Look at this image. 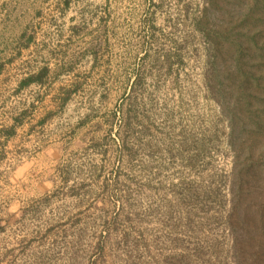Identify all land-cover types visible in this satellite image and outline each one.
<instances>
[{
	"label": "rangeland",
	"instance_id": "rangeland-1",
	"mask_svg": "<svg viewBox=\"0 0 264 264\" xmlns=\"http://www.w3.org/2000/svg\"><path fill=\"white\" fill-rule=\"evenodd\" d=\"M69 3L50 37L78 53L102 45L77 64L79 76L62 78L83 82L57 119L83 122V150L74 144L66 181L50 196L11 205L21 214L0 232V264H264V174L242 168L231 113L214 96L219 72L234 103L232 41L247 45L248 31L264 41V0ZM206 9L217 58L195 27ZM253 68L264 74L258 59ZM260 83L254 100L263 109ZM135 108L140 120L127 136L123 116ZM254 139L264 148V130Z\"/></svg>",
	"mask_w": 264,
	"mask_h": 264
},
{
	"label": "crops",
	"instance_id": "crops-1",
	"mask_svg": "<svg viewBox=\"0 0 264 264\" xmlns=\"http://www.w3.org/2000/svg\"><path fill=\"white\" fill-rule=\"evenodd\" d=\"M70 1L0 0V93L6 94L0 100V232L20 213L11 205L50 196L66 181L74 144L83 150V122L69 128L57 122L83 88L62 78L79 76L77 64L91 58L50 37L55 15Z\"/></svg>",
	"mask_w": 264,
	"mask_h": 264
},
{
	"label": "trees",
	"instance_id": "trees-1",
	"mask_svg": "<svg viewBox=\"0 0 264 264\" xmlns=\"http://www.w3.org/2000/svg\"><path fill=\"white\" fill-rule=\"evenodd\" d=\"M210 23L211 16L208 9H206L203 15L195 20V27L207 39L208 45L210 44L209 51L214 48L212 55L213 58H217L218 54L222 51L218 49L221 44L216 48L217 41L214 38L213 30L207 27L210 26ZM247 36L249 38L247 45L238 38L232 41L236 49L232 51L234 55L231 56L232 64L230 66V74L233 73L234 76H237L241 84L240 89L232 92L234 103L225 102L228 98L227 88L223 86L224 81L219 72H215L219 87L215 89L214 96L222 103L224 111L231 113L230 123L233 130L232 137L234 138V140H232V145H235L234 150L237 157L242 156V154L245 155V165L242 168L254 170L255 174L258 175L259 173L264 174V148L256 147V140L254 137L260 131L264 130V108L255 107L253 86L257 83L261 84L260 82L264 81V74L260 76L257 75L253 66L256 59H258L260 64L264 63V41H259L255 38V34L249 31ZM90 44L91 46L87 49L88 53H94L97 56L102 46L101 43L95 42L93 44L92 42ZM35 79L36 78L31 77L27 81L31 82ZM143 80V76H137L135 82L140 85ZM135 88L136 85L132 86L130 92L127 93L131 100H133L132 95H134L133 91ZM131 104L134 107L137 106L136 102L131 101ZM242 112H244V114ZM123 118L125 120L124 126L127 129L126 134L128 136V134L134 132V123L140 120L137 108L134 110L128 109ZM237 201L234 202L233 208H236V205H238L239 202ZM238 211V222L245 224V214L243 212L240 213L241 209ZM257 214L259 218H264V206L260 208ZM262 223H264V221ZM107 228H109V226ZM99 247L101 252L105 251L104 242L101 241Z\"/></svg>",
	"mask_w": 264,
	"mask_h": 264
}]
</instances>
